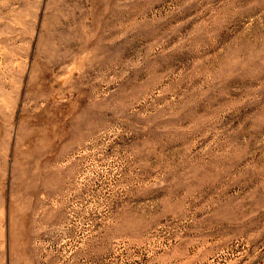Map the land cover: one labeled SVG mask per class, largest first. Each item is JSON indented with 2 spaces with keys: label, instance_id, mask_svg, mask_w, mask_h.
<instances>
[{
  "label": "rangeland",
  "instance_id": "obj_1",
  "mask_svg": "<svg viewBox=\"0 0 264 264\" xmlns=\"http://www.w3.org/2000/svg\"><path fill=\"white\" fill-rule=\"evenodd\" d=\"M0 264H264V0H0Z\"/></svg>",
  "mask_w": 264,
  "mask_h": 264
}]
</instances>
